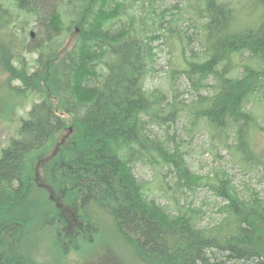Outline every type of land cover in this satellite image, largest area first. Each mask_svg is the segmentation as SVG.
I'll return each mask as SVG.
<instances>
[{
    "label": "trees",
    "instance_id": "1",
    "mask_svg": "<svg viewBox=\"0 0 264 264\" xmlns=\"http://www.w3.org/2000/svg\"><path fill=\"white\" fill-rule=\"evenodd\" d=\"M0 19L6 85L38 97L0 149V264L101 237L145 264H264V185L244 177L264 181V0H0ZM64 130L45 183L29 160ZM198 131L239 174L193 170Z\"/></svg>",
    "mask_w": 264,
    "mask_h": 264
},
{
    "label": "rangeland",
    "instance_id": "2",
    "mask_svg": "<svg viewBox=\"0 0 264 264\" xmlns=\"http://www.w3.org/2000/svg\"><path fill=\"white\" fill-rule=\"evenodd\" d=\"M176 1V0H174ZM1 23V19H0ZM6 28L0 25V42L4 45L9 38V34ZM15 38V36L13 37ZM20 40H16L13 47H17ZM16 45V46H15ZM1 51V49H0ZM25 60L29 61V52H23ZM34 56V54H32ZM167 52L160 59V65L157 73L151 79V85L155 86L163 82L162 75L164 74L163 69L167 67ZM15 65H18L14 61ZM7 75L0 70V149L5 148L9 145L11 139L15 136L16 129L21 124V117L26 114V112L31 108L34 101H38V97L34 94L18 93L15 90H11L7 85ZM14 86L20 85L19 81H13ZM7 86V87H6ZM11 87V86H10ZM183 127V126H181ZM180 130V129H179ZM180 132V131H179ZM257 141L260 143L261 151H264V133L257 136ZM74 140L73 134L70 131L64 130L60 136L56 139L53 145H48L44 151L39 155H32L29 160L33 167V172L36 170L41 181L45 183L55 182L56 177L52 171H47L45 174L44 166L52 165L53 158L58 155V150L65 145ZM208 137L204 132H196L192 136V141L187 144V151H189V161L193 167V170L197 173L205 174L209 171L212 166L222 163L224 167L230 171V173L239 174V168L235 167L233 164L229 163V156L226 155L225 151L221 152V161L217 160L214 155L208 150ZM58 153V154H57ZM227 164V166H226ZM145 167L139 165L135 172L138 176L144 178H150L152 171L150 169L147 171ZM245 180L250 182L252 185H259V189L263 188L264 181L260 182L258 177H254L251 173L248 174ZM153 178V177H152ZM161 203L164 202L163 198L158 199ZM212 214V213H210ZM217 217V216H216ZM213 224L212 219H205L203 224L210 223ZM102 224L105 223L102 222ZM110 230H113L112 225L107 223ZM76 232V231H75ZM73 232L72 234H74ZM77 236V232L71 237L74 239ZM75 240V239H74ZM67 242H70L67 240ZM124 243L120 242L116 238L111 239L98 238L90 243H83L81 245L78 242H74V246L68 254H62L56 249L50 248L47 244H37L34 249L35 264H145L138 260L136 257L131 255V252L127 249Z\"/></svg>",
    "mask_w": 264,
    "mask_h": 264
},
{
    "label": "bare ground",
    "instance_id": "3",
    "mask_svg": "<svg viewBox=\"0 0 264 264\" xmlns=\"http://www.w3.org/2000/svg\"><path fill=\"white\" fill-rule=\"evenodd\" d=\"M242 72V71H241Z\"/></svg>",
    "mask_w": 264,
    "mask_h": 264
}]
</instances>
